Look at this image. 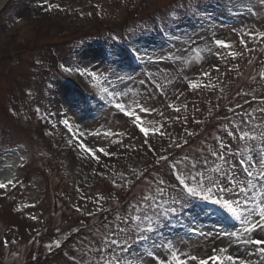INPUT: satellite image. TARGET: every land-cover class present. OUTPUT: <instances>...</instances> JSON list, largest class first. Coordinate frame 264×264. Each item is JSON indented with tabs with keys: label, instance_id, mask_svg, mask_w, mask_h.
I'll return each instance as SVG.
<instances>
[{
	"label": "rangeland",
	"instance_id": "1",
	"mask_svg": "<svg viewBox=\"0 0 264 264\" xmlns=\"http://www.w3.org/2000/svg\"><path fill=\"white\" fill-rule=\"evenodd\" d=\"M50 2L66 11H45V0H0V183L6 175L15 178L14 184L0 190V264H74V259L79 260L86 252L81 249V240L92 238L97 227L103 230L105 223L113 221H105L104 215L128 200L120 211L126 213L146 187L142 177L132 189L116 188L112 184L115 174L125 173L131 178V168L147 169V179H152L150 173L154 171L167 179L168 170L154 163L157 156L171 153V160L202 140L211 143L212 135L207 137L204 131L210 128L216 134L223 122L219 118L233 115L228 108L251 111L264 101V77L259 76L264 40L255 36L264 31V0ZM81 12L93 15L81 17ZM151 15L159 25L150 20ZM113 25H117V32L109 33ZM216 39L232 48H219ZM133 48L140 50L141 59L126 55ZM196 48L201 49L200 59L193 51ZM261 48L263 63L258 64L254 55ZM229 51L243 55L233 59L228 57ZM54 54L60 56L58 62ZM176 55L182 59L170 58ZM60 65L103 73L108 77L103 87L109 91H132L112 101L102 97L90 77L65 73ZM205 72L210 75L204 76ZM191 81L201 86L192 89L188 86ZM115 102L133 108L134 102H139L155 109L138 113L141 126L149 129L147 137L139 133L131 118L119 113ZM169 104L181 111L175 112ZM237 104L243 108H236ZM216 105L223 113L213 116L214 111L210 116L209 108ZM68 116L73 121L68 120L72 132L61 122ZM193 117L204 123H194ZM161 125L165 135L155 131ZM185 128L199 135L189 138ZM106 132L124 135L106 137ZM168 133L185 136L189 145L169 148ZM145 139L155 155L144 144ZM113 140L123 143L113 144ZM80 143L92 148L99 161L93 153L83 152ZM100 148L113 154L104 156ZM101 196L105 199L99 205L93 202ZM100 205L109 212H97ZM175 207L177 213L162 218L152 233H144L150 237L147 241L140 240L141 233L134 231L127 236L130 251L117 250V254L136 262L141 253L153 250V242L160 245L169 241L181 251L198 256L211 254L214 247H228L233 255L243 250L237 236L225 235H239V222L234 225L230 219L205 215V209L215 206L192 201L186 207ZM88 212L96 215L89 216ZM190 227L196 231L188 232ZM76 228L80 231H73ZM65 234L69 235L67 241L62 239ZM56 239H61L62 246L69 244L63 250L54 245L49 250L46 245ZM156 250L162 256L166 251ZM84 259L94 260L90 253ZM144 260L151 258L145 256Z\"/></svg>",
	"mask_w": 264,
	"mask_h": 264
},
{
	"label": "snow or ice",
	"instance_id": "2",
	"mask_svg": "<svg viewBox=\"0 0 264 264\" xmlns=\"http://www.w3.org/2000/svg\"><path fill=\"white\" fill-rule=\"evenodd\" d=\"M47 5L45 11L57 10L60 12L66 11L58 3H52L50 0H45ZM98 9L100 5H95ZM79 11V10H77ZM92 16V12L80 13ZM99 15V11L97 12ZM261 40H264V31L255 33ZM215 44L219 48L230 49L232 45L224 40L216 39ZM241 44H246L244 40ZM211 51L210 48L206 49ZM196 53V59H200L201 49H193ZM126 55H130L133 59H141L140 50L137 48L130 49ZM219 55V53H217ZM228 57L235 59L242 56L243 53L237 51H229ZM175 60H181L182 57L176 55L170 57ZM184 63H188L187 60ZM251 63V61H249ZM61 69L68 74H79L80 77H90L95 83L93 87L99 89L102 97L107 96L112 101H116L118 97L127 96V92L109 91L107 87H103V82L108 80V77L103 73H98L95 70L88 68H71L60 65ZM219 71V69H216ZM204 76H209L210 73H203ZM264 77V72L260 74ZM121 79H123L121 77ZM141 85L144 80L139 82ZM168 83H172L171 80ZM192 89H197L201 85L196 81H191L188 85ZM157 87H161L157 85ZM240 94V93H238ZM154 99V97H152ZM132 105L115 102L114 107L123 114L126 118H131V123L142 133L144 137L149 135V129L142 127L141 115L138 113H148L155 111L147 107L145 104L134 102ZM175 112H180V107H175L172 104L168 105ZM186 109V105H183ZM236 108H243V105H236ZM37 111H39L37 109ZM199 111V109H195ZM214 111H219V105L214 108H209V115ZM228 111L233 113L231 117L223 116L219 119L223 121L217 130L216 134H212L211 143L206 139L195 147L189 148L179 157L169 159L171 153L159 155L154 161L156 166L167 168L168 178L159 174V171L150 173L152 179L145 177L147 169L137 170L130 169L129 174L118 173L112 179V184L116 188L125 190L132 189L136 182L144 177V188L142 194L138 196L135 203L130 204L129 210L126 213H121L118 210L114 213L113 221L105 223L103 230L99 227L93 231L92 238L81 240V249H86L79 260L74 259V264H264V101H261L257 108H252L251 111L243 110L237 112L234 108H228ZM162 115V113H161ZM176 119H179L177 117ZM184 123H187V116L183 117ZM69 132H72V126L68 120L61 121ZM193 122L203 124L204 121L196 120L193 117ZM150 124H155V121H149ZM162 125L155 129L157 133L165 135L160 131ZM187 137L195 138L199 133L184 129ZM93 135H100L93 133ZM106 137L113 135L123 136L124 133H104ZM170 140L169 148L183 149L185 145H189V139L185 136L172 137L167 134ZM227 137V139L225 138ZM71 144L72 141L69 140ZM113 144H122V141L113 140ZM144 144L148 146L149 151L155 155V150L148 144L145 139ZM79 148L85 153H93L97 161L99 157L95 156V151L92 148L86 147L80 143ZM130 147V146H129ZM99 152L104 156H110L106 149L100 148ZM167 153V149L161 150ZM94 174L96 170H93ZM119 181V183H117ZM12 181L7 184L0 183V189H6ZM105 199L103 196L98 200L93 201L99 205L100 200ZM192 201L206 202L215 206L211 209H205V215L211 213L217 216L222 221H237L242 226V232L225 233L229 236H237L240 243L244 245L243 250H237V255L229 252L228 247H214L211 254L206 256H198L190 252L181 251L169 241L165 244L157 245L153 242L152 251L141 253L137 261L125 259L117 254L120 252H128L127 236L132 233L139 232L140 240L147 241L150 237L144 233H152L160 220L167 219L170 215L177 213L175 207L180 208L188 206ZM118 205V202H117ZM80 211V209H77ZM109 211L102 205L97 208V212ZM223 213L224 215H221ZM87 215L95 216V212H88ZM35 219V217H32ZM195 223V221H193ZM59 231V230H58ZM73 231L79 232L76 228ZM196 231L194 228H188V232ZM68 234L63 235L62 239L67 241ZM53 245L56 248L62 247L61 239H56L53 243L46 245L51 250ZM248 246H252L249 248ZM166 249L163 256L156 249ZM80 251V249H78ZM92 254L94 260H85L84 255ZM150 257L151 261H145L144 257ZM255 257V259H253Z\"/></svg>",
	"mask_w": 264,
	"mask_h": 264
},
{
	"label": "bare ground",
	"instance_id": "3",
	"mask_svg": "<svg viewBox=\"0 0 264 264\" xmlns=\"http://www.w3.org/2000/svg\"><path fill=\"white\" fill-rule=\"evenodd\" d=\"M22 22H23V21H22ZM23 23H25V22H23ZM70 119H71V118L68 116L67 120H69V121H70V123H72L73 121H72V120H70ZM4 183L6 184V183H8V182H4ZM11 185H12V184H10L8 187H10ZM8 187H7V188H8Z\"/></svg>",
	"mask_w": 264,
	"mask_h": 264
},
{
	"label": "trees",
	"instance_id": "4",
	"mask_svg": "<svg viewBox=\"0 0 264 264\" xmlns=\"http://www.w3.org/2000/svg\"><path fill=\"white\" fill-rule=\"evenodd\" d=\"M54 55H55V56H58V54H54ZM0 61H1V60H0ZM34 261H36V260H34ZM34 261H33V262H34ZM36 262H37V261H36ZM36 262H34L33 264H35Z\"/></svg>",
	"mask_w": 264,
	"mask_h": 264
}]
</instances>
